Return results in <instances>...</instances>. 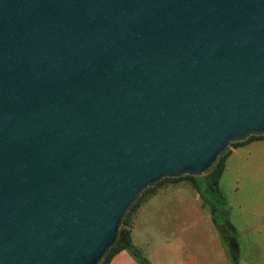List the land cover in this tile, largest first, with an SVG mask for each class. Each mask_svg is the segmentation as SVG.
<instances>
[{"label":"water","instance_id":"95a60500","mask_svg":"<svg viewBox=\"0 0 264 264\" xmlns=\"http://www.w3.org/2000/svg\"><path fill=\"white\" fill-rule=\"evenodd\" d=\"M264 136V0H0V264H103L143 192Z\"/></svg>","mask_w":264,"mask_h":264},{"label":"rangeland","instance_id":"374dc122","mask_svg":"<svg viewBox=\"0 0 264 264\" xmlns=\"http://www.w3.org/2000/svg\"><path fill=\"white\" fill-rule=\"evenodd\" d=\"M230 150L219 181L225 201L221 213L235 228L237 264H264V138ZM186 208L187 215L173 223V227L179 225L180 231L174 229V234L167 236L170 237L169 248L180 247L183 253L185 250L188 254L199 253L201 257H210L216 264H233L229 248L216 231L202 201L198 204V211L194 204ZM148 218L154 222L151 215ZM178 232L185 233L186 237H180L176 234ZM182 255L175 253L172 260L176 261ZM203 262L209 264L207 260Z\"/></svg>","mask_w":264,"mask_h":264},{"label":"crops","instance_id":"0c3cea01","mask_svg":"<svg viewBox=\"0 0 264 264\" xmlns=\"http://www.w3.org/2000/svg\"><path fill=\"white\" fill-rule=\"evenodd\" d=\"M141 200L129 218V226L133 244L141 249L150 264H205L203 261L206 260L209 264H216L203 253L201 257L199 253H186L185 248L183 253L180 247L174 249L168 246L170 237L167 236H172L174 229L175 232L180 231L179 225L173 227V223L187 215L186 206L194 204L195 210H199L200 198L188 180L163 182ZM148 215L154 218V222L148 218ZM176 234L186 237L185 233ZM175 253L183 255L175 261L172 260ZM107 264L138 263L128 252L121 250L115 253Z\"/></svg>","mask_w":264,"mask_h":264},{"label":"trees","instance_id":"16d2710c","mask_svg":"<svg viewBox=\"0 0 264 264\" xmlns=\"http://www.w3.org/2000/svg\"><path fill=\"white\" fill-rule=\"evenodd\" d=\"M263 137H250L244 142L234 143L231 145V148H235L244 143L253 141L255 139H262ZM230 149L222 157L221 161L215 166V168L206 176L201 177H192V176H182L177 179H164L161 182L157 183L153 188L145 190L142 196L135 202L132 209L126 216L123 225L120 229L119 237L117 243L112 248L111 252L103 262L107 264L111 257L118 251L125 250L128 252L138 264H150L146 257H144L141 249L133 244L131 239V231L129 226V218L131 213L136 209L140 203L143 196L149 191L153 190L158 185L167 181H176V180H188L192 187L197 192L200 200L202 201L203 207H205L210 214L211 221L220 235V237L225 241L227 247L229 248L230 258L233 264H237L239 255H238V243L235 238V228L230 224L225 218L224 214L221 213V210L225 207L224 197L220 191L219 181L220 177L225 169V160L230 154Z\"/></svg>","mask_w":264,"mask_h":264}]
</instances>
